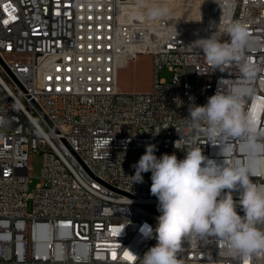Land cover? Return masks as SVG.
<instances>
[{
    "label": "built area",
    "instance_id": "obj_1",
    "mask_svg": "<svg viewBox=\"0 0 264 264\" xmlns=\"http://www.w3.org/2000/svg\"><path fill=\"white\" fill-rule=\"evenodd\" d=\"M123 2L0 0V264H133L129 256L142 258L157 243L141 228L155 229L160 215L151 173L142 184L130 178L145 146L178 159L199 147L223 163L206 125L194 128L186 118L219 80L226 89L239 79V67L215 70L189 45L211 35L227 42L226 24L238 20L249 31L244 59L264 69V0H199L187 21L133 17ZM138 54L151 57L152 89L122 94L118 72ZM163 68L170 81L159 78ZM252 87L264 96V71ZM224 143L231 145L227 164L248 163L253 182L264 184V153L249 158L239 138ZM32 154L42 169L29 190ZM177 258L264 264V253L234 257L215 238L195 235Z\"/></svg>",
    "mask_w": 264,
    "mask_h": 264
},
{
    "label": "clouds",
    "instance_id": "obj_2",
    "mask_svg": "<svg viewBox=\"0 0 264 264\" xmlns=\"http://www.w3.org/2000/svg\"><path fill=\"white\" fill-rule=\"evenodd\" d=\"M142 11L139 18L159 20L172 14L167 3L157 0H137ZM229 36L221 42L215 35L197 39L191 47L199 48L206 63L213 69L224 71L226 66L236 64L240 77L228 88L218 81V90L208 97L204 105H190L189 116L194 128L206 125L208 139L220 147L222 164L208 160L201 148L186 151L183 159L176 154L155 155L157 146L147 144L139 161L133 165V183H144V173H151L150 193L158 200L155 229L145 224L141 232L153 237L157 243L143 257L133 254V264H181L177 252L189 236L203 239L215 238L225 244L227 253L245 259L252 254L264 253V184L251 179L248 163L227 164L231 156L228 138H239L240 149L249 158L264 153V96H257L252 87L257 73L264 71L250 60L244 59L249 40L245 24L236 20L226 24ZM239 192L234 200L233 192ZM242 209L240 215L237 208Z\"/></svg>",
    "mask_w": 264,
    "mask_h": 264
},
{
    "label": "rangeland",
    "instance_id": "obj_3",
    "mask_svg": "<svg viewBox=\"0 0 264 264\" xmlns=\"http://www.w3.org/2000/svg\"><path fill=\"white\" fill-rule=\"evenodd\" d=\"M198 1L199 0H170L169 3H164L170 5L171 10H175L177 7L182 5L189 7L194 6L197 9ZM130 2L131 4L137 5V0L125 1V3ZM157 2L163 3L161 0H157ZM169 17H171V15ZM159 78L170 81L171 74L166 68H163L159 73ZM152 79L153 74L150 55L138 54L136 58L133 61H130L126 67L119 70L117 88L119 92L125 95L148 94L152 89ZM41 164V157L39 155H30L28 175L31 178V182L29 184V190L34 189L39 183V177L42 169Z\"/></svg>",
    "mask_w": 264,
    "mask_h": 264
},
{
    "label": "bare ground",
    "instance_id": "obj_4",
    "mask_svg": "<svg viewBox=\"0 0 264 264\" xmlns=\"http://www.w3.org/2000/svg\"><path fill=\"white\" fill-rule=\"evenodd\" d=\"M125 1L127 0H124L122 4L123 13H127L128 15L133 16V17H138V13H140L142 10L139 9L137 5L131 4V2L125 3ZM161 2L169 3L170 0H161ZM170 9H171V6H170ZM171 12H172L171 14L172 19L181 20V21H187V20L193 19L196 16V8L194 6L189 7V6L182 5L180 7H177V9L175 10L172 9Z\"/></svg>",
    "mask_w": 264,
    "mask_h": 264
},
{
    "label": "snow or ice",
    "instance_id": "obj_5",
    "mask_svg": "<svg viewBox=\"0 0 264 264\" xmlns=\"http://www.w3.org/2000/svg\"><path fill=\"white\" fill-rule=\"evenodd\" d=\"M126 255H127V254H126ZM128 258H129L130 260L133 259V257H131V256H129Z\"/></svg>",
    "mask_w": 264,
    "mask_h": 264
}]
</instances>
